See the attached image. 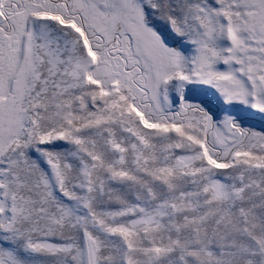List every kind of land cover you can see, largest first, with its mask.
I'll list each match as a JSON object with an SVG mask.
<instances>
[{
    "label": "snow or ice",
    "instance_id": "6c2138e0",
    "mask_svg": "<svg viewBox=\"0 0 264 264\" xmlns=\"http://www.w3.org/2000/svg\"><path fill=\"white\" fill-rule=\"evenodd\" d=\"M0 264H264V0H0Z\"/></svg>",
    "mask_w": 264,
    "mask_h": 264
}]
</instances>
